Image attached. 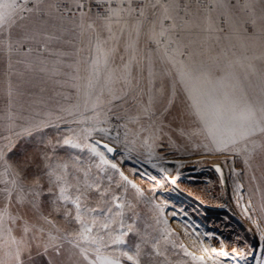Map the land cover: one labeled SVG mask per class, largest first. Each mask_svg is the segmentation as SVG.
<instances>
[{
  "label": "rangeland",
  "instance_id": "obj_1",
  "mask_svg": "<svg viewBox=\"0 0 264 264\" xmlns=\"http://www.w3.org/2000/svg\"><path fill=\"white\" fill-rule=\"evenodd\" d=\"M57 1L0 0V264H264V0Z\"/></svg>",
  "mask_w": 264,
  "mask_h": 264
},
{
  "label": "snow or ice",
  "instance_id": "obj_2",
  "mask_svg": "<svg viewBox=\"0 0 264 264\" xmlns=\"http://www.w3.org/2000/svg\"><path fill=\"white\" fill-rule=\"evenodd\" d=\"M13 5H8L5 4L4 7H12ZM260 114V118L257 119V114ZM246 117H245V124L246 127L249 129V134H254L256 132L259 133H264V106H261L259 108V110H257L253 105H248L246 106ZM67 145H71L72 141L71 140H65L64 142ZM97 144H99V142H96ZM101 147L105 148L108 152H112L114 151V149L110 148L107 145H101ZM161 171H163L161 169ZM39 196V193H34L32 200L30 201V203L33 206H38L39 201L37 199V197ZM104 227H107V225H105ZM86 231H90V229H86ZM81 236H83V233L80 234ZM33 239L35 240V236L33 237ZM21 244L25 245V248H21V247H17L16 251L12 254L13 259L15 261L18 262V264H35V262L38 260L39 257L43 256L45 259V262L47 264V261L49 260V257H56L59 256L63 249L61 248V246L59 244H56L54 242H49L47 245L42 244V243H36L34 245H32V247L35 248V254L32 253L31 250H28L27 252V261L25 262L23 259H21V256L23 254V252L25 250L28 249V243L25 241H21ZM213 252H215V249H213ZM125 255H127V253H125ZM222 255H229L227 252L222 253ZM232 255H236L235 253H232ZM128 260H132L133 257L132 256H127ZM203 258H201L202 260ZM111 264H119L118 261H113L111 262Z\"/></svg>",
  "mask_w": 264,
  "mask_h": 264
},
{
  "label": "built area",
  "instance_id": "obj_3",
  "mask_svg": "<svg viewBox=\"0 0 264 264\" xmlns=\"http://www.w3.org/2000/svg\"><path fill=\"white\" fill-rule=\"evenodd\" d=\"M197 1L206 2L207 0H197ZM56 7L64 15L74 16L80 12L93 11L102 18H107L109 16V12H108L109 9L107 5L96 0H84L79 2L78 4H71L66 0L57 1ZM185 19H188V16H186ZM220 23L221 25L225 24L224 21H221Z\"/></svg>",
  "mask_w": 264,
  "mask_h": 264
},
{
  "label": "crops",
  "instance_id": "obj_4",
  "mask_svg": "<svg viewBox=\"0 0 264 264\" xmlns=\"http://www.w3.org/2000/svg\"><path fill=\"white\" fill-rule=\"evenodd\" d=\"M110 15H111L112 18L110 20H108V21L106 20V22H104V21L103 22H98V20L96 18H94V17H92V18H94V19H92V21H89L88 19H86L84 21V19H82V22L79 24L81 26V30H84L85 28L89 27V28H92L93 30H97V32H99L100 29H102V28L105 29L106 27H109L108 25H104V24H106V23L110 24L111 21H114L115 13H112V11H111ZM121 15H125V14L123 13ZM117 16H119V15L117 14ZM122 18H124V17H122ZM87 22H91V23H87ZM84 23L87 25L85 28L83 27ZM118 25H121V23H119ZM118 25H115V28H117ZM69 26L70 25L67 24V26H64L61 29H57V30L53 31V35H55L54 36L55 37L54 38L55 39V43H53V46L51 47L50 51L62 50L61 49L62 47L58 48V44L59 43H57V41L58 42H62V41H66L67 42L68 36L66 34H67V29L69 28ZM56 27L59 28V24H57ZM109 28H111V29H108V34H111V36H115L114 26H113V28L112 27H109ZM77 33H79V32H77ZM105 34H107V33H105ZM96 37H97V33H94V37L93 38H96ZM71 41H76V43L79 42V40L77 38H71ZM74 49L78 50V46L75 47Z\"/></svg>",
  "mask_w": 264,
  "mask_h": 264
},
{
  "label": "water",
  "instance_id": "obj_5",
  "mask_svg": "<svg viewBox=\"0 0 264 264\" xmlns=\"http://www.w3.org/2000/svg\"><path fill=\"white\" fill-rule=\"evenodd\" d=\"M100 145H107L110 148L114 149V151L109 152L110 154H114L116 151V148L108 142H101ZM211 167L214 169L215 173L217 174L221 184L225 185L226 176H225V170L223 166L219 162H214Z\"/></svg>",
  "mask_w": 264,
  "mask_h": 264
}]
</instances>
